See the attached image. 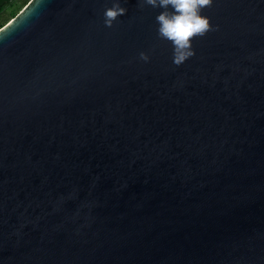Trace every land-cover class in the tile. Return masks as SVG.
<instances>
[{
  "label": "water",
  "instance_id": "water-1",
  "mask_svg": "<svg viewBox=\"0 0 264 264\" xmlns=\"http://www.w3.org/2000/svg\"><path fill=\"white\" fill-rule=\"evenodd\" d=\"M163 10L0 28V264H264V0H213L180 66Z\"/></svg>",
  "mask_w": 264,
  "mask_h": 264
},
{
  "label": "clouds",
  "instance_id": "clouds-1",
  "mask_svg": "<svg viewBox=\"0 0 264 264\" xmlns=\"http://www.w3.org/2000/svg\"><path fill=\"white\" fill-rule=\"evenodd\" d=\"M143 2L153 8L164 9L156 17L159 25L158 35L161 39L171 42L173 63L177 66L195 55L194 39L204 37L214 30L210 18L201 14L204 8L213 5V0H143ZM126 12L127 10L120 7L119 3L114 4L105 10V25L111 27L113 21ZM140 57L148 60V56L143 52Z\"/></svg>",
  "mask_w": 264,
  "mask_h": 264
},
{
  "label": "rangeland",
  "instance_id": "rangeland-1",
  "mask_svg": "<svg viewBox=\"0 0 264 264\" xmlns=\"http://www.w3.org/2000/svg\"><path fill=\"white\" fill-rule=\"evenodd\" d=\"M25 0H15L14 5L10 8H8L5 13L0 16V28L4 27L7 23H9L13 18H11L13 11L19 13L23 10L25 7Z\"/></svg>",
  "mask_w": 264,
  "mask_h": 264
},
{
  "label": "trees",
  "instance_id": "trees-1",
  "mask_svg": "<svg viewBox=\"0 0 264 264\" xmlns=\"http://www.w3.org/2000/svg\"><path fill=\"white\" fill-rule=\"evenodd\" d=\"M31 0H25V6L30 2ZM14 2L15 0H0V16H2L5 11L12 7L14 5ZM12 13V16L11 18H14L15 16H17L19 14V11L18 12H11Z\"/></svg>",
  "mask_w": 264,
  "mask_h": 264
}]
</instances>
